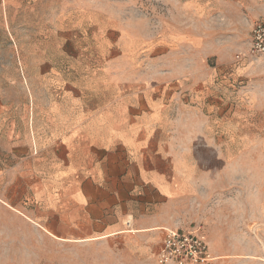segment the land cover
<instances>
[{
	"label": "rangeland",
	"instance_id": "374dc122",
	"mask_svg": "<svg viewBox=\"0 0 264 264\" xmlns=\"http://www.w3.org/2000/svg\"><path fill=\"white\" fill-rule=\"evenodd\" d=\"M257 21L264 0H0V103H15V85L21 95L26 67L15 58L37 54L67 60L71 73L94 58L99 72L115 60L121 73L130 64L168 80L174 128L162 133L180 178L146 264H158L167 229L200 235L217 264H264V55L249 53ZM10 197L0 200V264H128L100 247L16 240L15 229L33 233L15 225Z\"/></svg>",
	"mask_w": 264,
	"mask_h": 264
},
{
	"label": "crops",
	"instance_id": "0c3cea01",
	"mask_svg": "<svg viewBox=\"0 0 264 264\" xmlns=\"http://www.w3.org/2000/svg\"><path fill=\"white\" fill-rule=\"evenodd\" d=\"M97 62L79 59L71 73L65 59L15 58L26 69L15 103H0V200L15 193V225L33 233L15 229L18 241L100 247L146 264L180 178L162 133L174 128L176 93L130 64L121 73L110 60L99 72Z\"/></svg>",
	"mask_w": 264,
	"mask_h": 264
},
{
	"label": "built area",
	"instance_id": "2783aa9c",
	"mask_svg": "<svg viewBox=\"0 0 264 264\" xmlns=\"http://www.w3.org/2000/svg\"><path fill=\"white\" fill-rule=\"evenodd\" d=\"M249 53L264 55V21L252 29ZM208 242L193 231L167 229L157 254L158 264H217Z\"/></svg>",
	"mask_w": 264,
	"mask_h": 264
}]
</instances>
